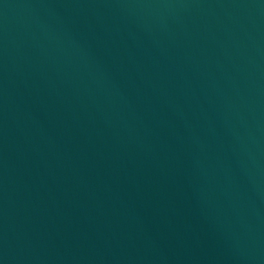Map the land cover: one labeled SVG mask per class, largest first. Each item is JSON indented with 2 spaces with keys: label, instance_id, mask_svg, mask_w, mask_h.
Instances as JSON below:
<instances>
[{
  "label": "water",
  "instance_id": "water-1",
  "mask_svg": "<svg viewBox=\"0 0 264 264\" xmlns=\"http://www.w3.org/2000/svg\"><path fill=\"white\" fill-rule=\"evenodd\" d=\"M0 264H264V0H0Z\"/></svg>",
  "mask_w": 264,
  "mask_h": 264
}]
</instances>
